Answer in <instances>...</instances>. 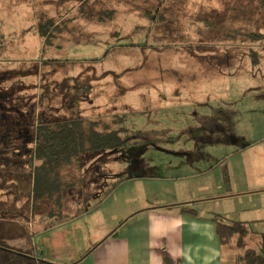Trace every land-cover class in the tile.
<instances>
[{"label": "rangeland", "instance_id": "1", "mask_svg": "<svg viewBox=\"0 0 264 264\" xmlns=\"http://www.w3.org/2000/svg\"><path fill=\"white\" fill-rule=\"evenodd\" d=\"M54 114L103 132L120 126L125 143L59 167L68 187L55 211L77 216L57 222L50 241L64 235L65 247L84 249L116 234L172 193L155 188L190 186L189 174L221 184L237 156L222 158L264 136V1L0 0V135L11 136L0 139V199L28 197L32 167L18 133L30 136ZM4 209L10 227L14 211L30 213ZM257 240L249 235L248 246Z\"/></svg>", "mask_w": 264, "mask_h": 264}, {"label": "crops", "instance_id": "2", "mask_svg": "<svg viewBox=\"0 0 264 264\" xmlns=\"http://www.w3.org/2000/svg\"><path fill=\"white\" fill-rule=\"evenodd\" d=\"M262 139L264 136L257 141L242 144L236 151L222 158L224 163L237 156L232 165H228L223 171L221 184L210 182L209 187L199 185V176L189 174L185 177L192 180L190 186L184 187L176 182L175 186L163 185L155 188L153 191L156 192L172 191L171 194H166V198L156 202L162 205L160 208L144 207L124 223L121 222L123 218H119L118 222L122 224L114 226L118 233L106 236L95 244L89 238L86 242L89 243L88 246H84L85 250L79 246L65 247L62 242L64 235H59L60 238L56 241L53 238L48 240L46 236L53 234L57 222L63 227L72 225L77 214L72 216L71 212L65 211L70 218L64 220V210L61 208L60 214L55 211L61 205L59 198H35L31 193V174L26 199L18 195L7 200L0 199V207L22 206L28 207L30 212L26 216L25 211H14L18 223L16 227H10L4 220H0L1 244L32 253L37 258L55 264H240L235 262V256L237 257L240 250L220 243L215 232V223L208 217L213 213H220L226 219L252 221L253 231H264V145H260V142H264ZM253 143H259V150L250 152L251 148H255ZM162 177L161 175L155 179ZM164 179L167 183L172 178ZM64 187L65 185L61 186L59 196ZM198 193H201L200 196ZM66 195L68 196V192ZM42 204L45 212L38 210V205ZM187 206L194 207L197 214L182 212L183 207ZM4 208L0 210V217H4L2 215L6 213ZM21 213L25 215L22 220L17 218ZM251 236L258 237V234ZM83 238L86 239V235ZM93 245L94 249L80 258ZM63 247L70 253H75V256L63 254ZM231 249L234 250L232 257Z\"/></svg>", "mask_w": 264, "mask_h": 264}, {"label": "trees", "instance_id": "3", "mask_svg": "<svg viewBox=\"0 0 264 264\" xmlns=\"http://www.w3.org/2000/svg\"><path fill=\"white\" fill-rule=\"evenodd\" d=\"M249 33L244 34L249 35ZM258 38H262V33L257 32L254 39ZM77 90H80V87ZM50 121V123H37L35 121L33 132L30 136H25V133L21 134L22 131L18 133L24 144L29 146L23 145L20 149V154L25 152L29 156L28 164L32 167L33 175L31 193L35 198H50L52 191H55L53 194H55L57 199L60 197L58 194L62 189L58 174L60 166L70 164L72 160L82 157L86 152L94 153L102 150H115L123 147L125 143L121 136L122 130L120 126L103 132L96 129L93 123L85 126L83 120L79 117L68 119L57 114H54ZM3 133L5 132H2L0 139L3 140L1 136H5L8 142H11V136ZM1 140L0 143L3 144ZM5 148L14 149L11 145L5 146ZM196 211L194 207L188 206L182 209V212L192 215H196ZM208 219L215 223V232L221 244L234 242L239 250L241 249L237 254V261L241 264H264V231L260 233L253 231L251 228L252 221L230 220L220 213H213ZM253 234H258L255 247L248 246L247 240L248 236ZM94 247L95 245L89 247L80 258L89 254ZM0 264L55 263L0 243Z\"/></svg>", "mask_w": 264, "mask_h": 264}]
</instances>
